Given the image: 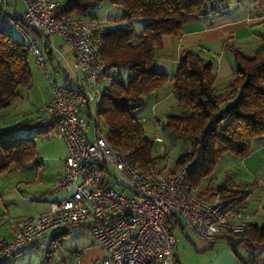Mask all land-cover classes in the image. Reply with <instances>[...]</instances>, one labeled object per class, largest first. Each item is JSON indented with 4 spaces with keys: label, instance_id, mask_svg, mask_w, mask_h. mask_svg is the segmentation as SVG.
<instances>
[{
    "label": "trees",
    "instance_id": "16d2710c",
    "mask_svg": "<svg viewBox=\"0 0 264 264\" xmlns=\"http://www.w3.org/2000/svg\"><path fill=\"white\" fill-rule=\"evenodd\" d=\"M56 1V16L72 19H96L97 9L107 1L125 9L120 18L102 25L97 22L91 33L103 62L102 85L99 84L100 96L96 102L98 130L110 145L133 155L141 170L155 169L158 157L151 152L154 139L146 133L134 111L145 107L151 94L171 82L177 111L169 110L165 114L162 127L169 131L171 139L188 144V148L166 174L186 167L190 184L200 200L222 199L227 209L241 211L257 188V181L234 182L226 176L214 182V171L224 155L244 157L264 137V42L250 55L233 44H226L233 55V75L224 90L218 91L214 88L211 56L186 50L171 75L159 72L157 62L163 35L179 37L186 23L209 14L212 17L223 14V7L209 0ZM133 19L142 20L141 31L130 26ZM120 21H127L128 25L122 26ZM25 29L35 38L44 39L43 47L39 46L42 57L45 54L54 61L50 38L40 36L27 25ZM13 31L0 25V120L5 116L3 109L18 99L21 89L29 88L32 83L30 56L33 55L23 38L12 36ZM55 70L60 72L58 67ZM62 78L72 90L75 80L70 81L65 72ZM15 117L10 124L5 120L0 123V175L38 163L36 140L55 137V115L45 111L43 115ZM167 223L173 233L182 221L172 214ZM245 236L253 240L248 243L252 250L256 247L264 250V219L261 224L246 222L240 233L221 234L216 238H222L236 252L235 246L245 243ZM244 262L264 264L253 252ZM174 264L179 262L174 259Z\"/></svg>",
    "mask_w": 264,
    "mask_h": 264
},
{
    "label": "built area",
    "instance_id": "2783aa9c",
    "mask_svg": "<svg viewBox=\"0 0 264 264\" xmlns=\"http://www.w3.org/2000/svg\"><path fill=\"white\" fill-rule=\"evenodd\" d=\"M19 1L22 9L15 14L5 10L7 0H0V25L22 36L49 82L51 99L45 111L56 116L54 136L65 148L58 185L69 193L42 212L13 220L11 236L0 238V264L23 245L72 225L85 226L104 251L103 258L91 264H174L177 239L167 223L172 214L202 239L242 232L251 218L227 209L222 199L200 200L188 179V168H177L172 174L141 170L133 155L114 149L99 132L96 102L103 62L91 36L96 19L56 16V0ZM209 1L225 9L230 0ZM26 25L44 38L61 35L70 42L88 84L76 76L71 90L52 79ZM90 125L92 137L86 132ZM244 242L253 240L245 236ZM244 245L237 244L251 253Z\"/></svg>",
    "mask_w": 264,
    "mask_h": 264
},
{
    "label": "crops",
    "instance_id": "0c3cea01",
    "mask_svg": "<svg viewBox=\"0 0 264 264\" xmlns=\"http://www.w3.org/2000/svg\"><path fill=\"white\" fill-rule=\"evenodd\" d=\"M21 2L19 0H7L4 8L9 13L18 14L20 10ZM229 7L223 9V14L212 17L211 14L207 17L199 18L198 20L191 21L185 24L182 34L179 37L163 35L162 44L163 47L159 54V59L157 62V70L161 73H166L171 75L178 63L181 54L186 50L200 51L202 55L207 57H213V65L215 70V80L214 88L218 91L224 90L228 80L233 75V55L232 52L227 48L226 44H233L239 47L242 52L246 55H250L254 50H256L264 42V0H230ZM125 14V9L117 4L110 2H103L96 11V20L99 25L106 24L110 19L120 18ZM122 26H127V21L119 22ZM54 36L50 38V44L52 50L59 52V55L55 57L56 62L52 61V65L55 63L57 67L65 71L68 69L71 71L74 79L77 76L78 79L84 83L88 84V78L76 62V57L73 53L72 46L70 42L64 39L61 35L62 40L60 42V47L55 46ZM66 72V71H65ZM68 74V72H67ZM75 83L72 84V87ZM51 91L46 101L45 106L50 101ZM147 103L150 105V111H152L154 116V126L157 130H162V125L164 122V116L169 110L177 111V100L172 93L171 82H167L162 88L151 94L147 98ZM44 106V108H45ZM162 115L163 118H159ZM155 137L161 138L163 142L164 137L157 133H154L153 139ZM60 144H49L44 147V153L42 155L38 154V163L33 164L35 170V177L29 183L25 189H21L20 192L22 196L27 198V201H36L29 203L30 212L25 214H20L12 219L9 223H5L0 218V238L8 239L11 236V224L13 220L18 217L36 214L42 212L48 208L50 203L59 201L63 199L69 190L58 185V180L63 172L64 168V156L65 148L63 142L59 139ZM225 166V174L228 176L230 174L228 171L235 168L239 169L242 176H231V180L234 182H249L243 176H252V179L259 180L257 178V173L259 170L264 172V137L257 143L255 148L244 157H236L222 159L220 167ZM238 166V168L236 167ZM43 167V178L37 177L38 168ZM228 172V173H226ZM224 173L218 174L217 180L214 182H219L223 179L222 175ZM44 175H48V179ZM68 190V192H67ZM64 192V194L62 193ZM66 192V193H65ZM29 193V195H27ZM258 195V192L254 190L253 197ZM21 195H17L19 200ZM248 198V199H249ZM39 202V203H37ZM2 203V202H1ZM247 203L238 211L245 215H248L252 221V214L247 211ZM6 219V218H5ZM186 230L188 228L184 227L182 223L176 225L173 233L179 232L187 235ZM85 233L86 228L83 225L67 226L59 231L53 232L49 235L43 236L30 244H25L19 248L5 264H15L16 258L22 253L23 249L27 246L37 245L39 242L43 244H48L51 246L54 242H61L65 239L68 234L72 233ZM56 234L53 238V235ZM89 236V235H88ZM49 237V239L47 238ZM206 244L197 249L198 253L205 254L208 252V260L203 264H250L244 262L247 260L251 253L241 257L243 260L237 258L233 254L232 247L226 243L222 238L217 237L214 240L203 239ZM49 241V243H48ZM237 247V245L235 246ZM259 248V247H258ZM237 249V248H236ZM256 259L255 249L252 250ZM260 249V248H259ZM76 253L77 264H91L99 261L104 256L103 249L93 242L89 236V240L83 244L81 248L74 249ZM179 264H182L177 256H174ZM260 262L263 261L258 259ZM61 261H64L62 258ZM255 264V263H254Z\"/></svg>",
    "mask_w": 264,
    "mask_h": 264
},
{
    "label": "rangeland",
    "instance_id": "374dc122",
    "mask_svg": "<svg viewBox=\"0 0 264 264\" xmlns=\"http://www.w3.org/2000/svg\"><path fill=\"white\" fill-rule=\"evenodd\" d=\"M19 6L21 10L22 4H19ZM142 24V20L139 19H133L130 22V26L133 27L136 31H141ZM30 34L34 38L36 37L32 33ZM12 36L15 39H22V36L16 31L12 32ZM54 36H56L54 38V45L60 47V42L62 41L60 40L61 38L57 37L59 35ZM36 42L39 46L43 47V38L41 40L36 38ZM53 55L56 57L59 55V52L55 50V53L53 51ZM44 61L48 72L51 74L52 79H55L58 82H63L64 80L62 78V75L65 71V74H67L68 72L70 81L74 79L69 69L68 71L66 69L64 71L59 67L60 72L55 70L58 65L55 63L54 67L51 63V60H49V58L45 54ZM54 62H56V60ZM30 68L32 77L31 86L26 89H21L19 91L20 95L18 99H16L10 106L3 109L2 115L5 114V116L1 118L0 123H4L3 120H5L7 124H10L11 122H13L12 120L16 118L15 116L20 117L21 115H25L26 117H33L36 114H44V106L46 104L50 91L49 82L44 77V72L42 68L36 63L34 56H30ZM67 83L70 84L69 82ZM100 85H102V83H100ZM150 110V105L149 103H147L145 107L135 110L134 114L139 117L140 123L143 125L146 133L149 136L153 138L154 133H157L164 137L163 142L157 140L153 141V144H151V152L153 156L158 157L155 169L163 174H166L170 169L174 167L175 161L180 156V154L188 148V144H182V141L171 139V137L169 136L170 133L166 128L157 130L154 126L153 113ZM167 113L168 112H166V114ZM159 118L161 119L163 118V116L159 115ZM86 132L90 137H92L94 132L93 126L90 125ZM36 144L38 154L42 155L44 153L43 149L45 146L49 144L60 143L58 138L52 137L37 139ZM227 157L236 158L231 154H226L222 158L224 160ZM221 163L222 160L219 161L215 168V177H217L220 173H224L222 177H226L224 171L225 166L220 167ZM236 167L238 168V166ZM35 170L36 169L33 167V164L29 163L24 168H13L11 171L5 172L0 175V218L2 221H5V223L7 222L8 224L10 219L17 215L29 213V203L36 202L34 200L31 202L27 201V196H22V193L20 192L21 189H25L27 186H29V183H27V181H31V179L35 177ZM42 170L43 167L38 168L37 177L40 179H44ZM228 172L230 173L228 174L230 178L232 175H243L240 173L239 169L237 170L235 168L229 170ZM44 176L46 179L49 178L48 175ZM243 177L250 183H252L253 181H257L258 183V186L255 189L258 192V195L248 199L247 211L250 212V215L252 214V222L261 224L264 219V172L259 170V172L257 173V178H259V180H255L254 178L252 179V176L246 177L244 175ZM215 179L217 180V178H214V180ZM62 193L64 194V192ZM17 195H21V200L17 198ZM27 195H29V193H27ZM186 233L187 235L175 232L174 235L176 236L177 242L173 248V255L177 256L182 264L205 263L208 260V255L210 256V253H198L197 249L201 248V246L206 244V242L202 238L196 236L190 230H186ZM47 238L49 239V237ZM88 240L89 236L81 232L68 234L64 240H62L61 242L56 241L51 244V246L39 242L37 245H34L32 247L27 246L26 248H24L22 253L16 258L15 264H77L76 253L74 249L83 247V244ZM245 244L246 245L244 246L249 247L246 242ZM236 248L237 251H233V254L237 258L242 256L245 257V255L248 254V251L244 248L240 246H237ZM254 253L256 254L258 259L264 260V250L256 247ZM62 258L64 259V261H61Z\"/></svg>",
    "mask_w": 264,
    "mask_h": 264
},
{
    "label": "water",
    "instance_id": "95a60500",
    "mask_svg": "<svg viewBox=\"0 0 264 264\" xmlns=\"http://www.w3.org/2000/svg\"><path fill=\"white\" fill-rule=\"evenodd\" d=\"M256 264H259V263H256Z\"/></svg>",
    "mask_w": 264,
    "mask_h": 264
}]
</instances>
